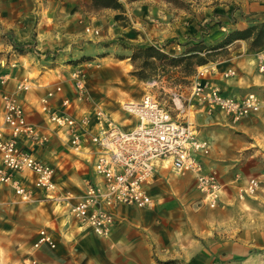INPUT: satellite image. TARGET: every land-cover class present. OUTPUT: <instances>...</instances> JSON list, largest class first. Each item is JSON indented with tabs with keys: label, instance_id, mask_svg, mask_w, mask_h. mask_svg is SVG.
I'll list each match as a JSON object with an SVG mask.
<instances>
[{
	"label": "built area",
	"instance_id": "built-area-1",
	"mask_svg": "<svg viewBox=\"0 0 264 264\" xmlns=\"http://www.w3.org/2000/svg\"><path fill=\"white\" fill-rule=\"evenodd\" d=\"M84 34L99 38L101 30L88 25ZM257 62L259 72L264 73V49L258 53ZM16 64L9 66L14 69ZM216 73V66L199 68L188 97L178 91L170 94L172 108L151 93L138 102L124 103L122 122L114 121L93 103L85 76L78 70L70 74L74 96L63 83L41 85L29 79L11 91L12 77L8 72L0 73V186L10 187L22 203L39 196L53 201L74 200L72 216L100 239L113 234L120 207L147 210L155 205L149 188L162 169L176 176L192 175L202 195L200 203L216 209L224 202L226 187L218 171L205 167L212 142L201 138L190 119H185L188 108L198 105L210 113L217 111L234 125L252 119L264 108V97L255 93L240 96L226 92L221 83L235 77V69L219 73L218 79L212 77ZM30 92L37 93L31 108L20 96ZM84 108L85 114L76 112ZM34 115L41 117L44 125L34 123ZM51 141L69 154L85 156L93 167V179L84 181V189L77 196L61 191L57 168L33 150L35 146L45 148ZM260 188L259 179H249L238 187L239 201L255 198ZM38 236L36 249L43 245L56 249L48 229H42Z\"/></svg>",
	"mask_w": 264,
	"mask_h": 264
},
{
	"label": "rangeland",
	"instance_id": "rangeland-1",
	"mask_svg": "<svg viewBox=\"0 0 264 264\" xmlns=\"http://www.w3.org/2000/svg\"><path fill=\"white\" fill-rule=\"evenodd\" d=\"M70 1L73 2V0H0V70L3 69V65L10 62L11 58L21 54L10 48L12 42L27 44L25 43L27 37L37 31L35 36L39 39L40 35H44L51 49L38 50L40 55L30 53V56L26 51L23 56L27 57V61H23L30 64L34 60L36 64L37 60L33 57L35 55L38 60L51 58L54 63L49 66L55 68L56 72L49 71L41 61L38 65L36 64L34 72L37 71L38 74L46 70L68 77L75 71L67 69L70 65L77 67L81 65L77 70L85 76L93 103H97L110 117H120L119 122L125 118L121 111L124 103L138 102L147 93H151L162 104L172 108L170 94L178 91L184 97H188L191 93L192 79L199 68L209 66L210 70L217 65L220 70H225L230 66L226 60L233 50L234 43L246 42L250 50L247 54L261 49L252 50L250 42L244 40L221 45L232 32L257 25L250 24L253 21H261L260 17L249 20L252 14L250 15L248 7L264 0H156L155 5L159 10L154 8L150 11V15L153 16L152 20L158 22L152 23L149 19L150 28L165 30L163 24H165L164 28L168 27L167 24L171 28L174 24H178L177 28H184L185 33H191L189 34L191 37L183 40V44L187 47L185 51L199 45L202 41L210 49H216L199 53L198 58L191 59L190 64L185 63L178 68L163 67L161 62H155V68L148 67L145 71V80H140L133 74L142 70L143 58L134 59L133 57L137 49L147 48L150 43L137 44L133 42L135 38L130 32L128 36L117 34L108 23L105 26L101 25V37L83 40L85 23L82 21L83 18H80L78 21L80 26H73L76 20L73 22V19L68 16L69 9L73 7L70 6ZM145 1L155 0H119L122 5L126 2L135 4L129 9V13L124 6L123 11L117 12L126 13L127 22L133 27V21L137 22V16L133 12L139 8L136 5ZM135 13L144 16L148 14V11L137 9ZM143 21L145 23L148 19ZM192 24L198 27V39L193 36L191 30H188ZM124 26L127 27V24L124 23ZM141 29L135 28L133 32L142 34L143 39L146 40ZM38 39L34 37L30 43L39 48ZM166 41H162L161 44L164 46ZM160 45L157 46L163 50ZM237 45L240 47L242 44ZM241 54L242 52H237L233 55L234 65L240 69L239 71L246 66L255 65V57L250 62L246 60L244 63L240 58ZM105 58L107 59L103 60ZM199 59H205L207 64L198 66ZM186 65L188 67H185ZM235 67L228 69L233 68L237 71ZM37 74H33L32 77ZM188 111L185 119H190L201 137L211 139L213 153L207 163L210 168L218 171L222 182L228 183L234 178L240 182L243 181V177L258 178L261 181L258 195L261 194L264 190V179L261 177L264 173L262 136L255 132L254 134L238 132L228 125L230 123L228 120L220 118L221 115L217 111L211 113L208 109L200 111V106L188 108ZM97 131L95 129L93 133L97 134ZM250 155L254 157L248 160ZM68 174L69 172L66 173ZM164 174L167 175L168 181L165 183L168 182V184L164 185L162 194L166 197L170 196L171 190H174L176 194L169 197L173 201L169 211H160L164 214L159 213L156 222L160 223V228L170 229L172 237L192 240L211 235L217 229L231 233L233 236L241 234L243 228L245 231L251 230L256 235L264 234V202L258 199L250 200V202L254 201L252 210L244 204H228L225 201L216 209H211L199 203L202 195L194 189V182L189 176L178 177L169 171ZM166 202L163 201L160 205ZM258 203L263 206H255ZM199 207L201 209L198 210ZM54 209L57 208L54 207ZM32 210L31 206L26 207L27 220L24 224L26 244L22 249L26 259L30 257V248L40 230L46 226L53 227V222L60 221L63 226L67 223L63 218L59 219L58 212H54L51 205H41ZM70 226V234L64 235V238L73 242L79 239L80 235L77 234L78 225L75 221H72ZM26 264L32 263L27 261Z\"/></svg>",
	"mask_w": 264,
	"mask_h": 264
},
{
	"label": "crops",
	"instance_id": "crops-1",
	"mask_svg": "<svg viewBox=\"0 0 264 264\" xmlns=\"http://www.w3.org/2000/svg\"><path fill=\"white\" fill-rule=\"evenodd\" d=\"M155 2L156 0L153 2L145 1L141 4L137 3L139 5L136 6H139V8H136L133 12V14L137 16V22L135 20L133 21V27L127 22L126 13H119L112 9L95 8L92 0L70 1L69 4L73 7L69 9L68 16L73 19V22L76 20L75 24H73L75 27L80 26L78 22L80 18H83L82 21L85 23V27L91 25L100 29L102 28L101 25L105 26V24L108 23L117 34L128 36V34L131 33L133 38H135L133 42L137 44L144 42L150 43V46L154 45L157 47L162 41L167 40L164 46L162 44L160 45L163 47L162 51L173 57L180 56L187 48L183 44V40L184 38L191 37L189 35L191 33H185L186 31L184 28H177L176 26L178 24H174L172 28L169 27V24H167V28H164L165 24H163L162 26L165 30L161 28H154L153 30L150 28V22H158L152 20L153 16L150 15V11L154 8L159 10ZM134 4L135 3L129 4L126 2L123 6L129 13V9L133 7ZM137 9L148 11V14L142 16L139 13H135ZM248 9L250 15L252 14L249 20L259 17L261 20L249 22L250 24L264 22V2L259 1L258 3H254L250 5ZM163 16L165 17L166 15ZM144 19H148V21L144 23ZM149 19H151L150 22ZM124 23L127 24V27L124 26ZM135 28H142L141 32H143L146 40L143 39L142 34L133 32ZM188 30H191L196 39L199 38V36H197L198 27H196V25L194 26L192 24L189 26ZM35 32L37 33V31ZM35 32L27 37L25 43H30L32 41ZM35 38L38 39V36H35ZM89 38L91 39L88 35L83 36V40L85 41ZM139 38L140 40H138ZM46 43L45 49L50 50V43L48 41ZM239 43L242 44L240 47L237 45ZM232 47L233 50L226 60V62H229L230 66L225 68V70L233 66L235 67L233 55L237 52H242L240 58L244 63H246V60L250 62L252 58L255 57L256 63H254L257 65L256 67L255 65L250 67L246 66L242 68V71H239L240 69L235 67L238 69L237 75L229 80L223 81L221 83L222 86L226 92L231 94L244 96L248 93H255L260 97H264V73H260L258 70V51L247 54V52L250 51L249 46L243 41L234 43ZM10 48L12 49L13 46ZM36 49L41 50L40 47H36ZM36 54L40 55L38 53ZM27 55L30 56V52H28ZM33 57L37 60V65L43 62L44 66L48 67L49 71H54L55 68L53 69L50 67L54 63L51 58L38 60L36 55ZM26 59L27 57H24L23 54H19V56L15 55L14 58H11L10 62H7V65L5 64L2 66L3 69L0 70V73L8 72L12 77L9 90L15 91L20 81L29 79L33 83L41 85L51 86L53 84L63 83L66 89L74 96L70 76L68 77L61 73H50L42 69L43 73L41 71V73L37 74V71H35L36 73L34 72L36 66L34 60L30 64H26L23 61H27ZM13 62L17 63L16 68L11 69L9 64ZM216 67L218 73L212 77L218 79V74L225 70H220L217 65ZM33 74L37 75L32 77ZM20 96L22 101L26 103V106L30 105V108L35 106L37 99L36 92L21 94ZM203 110L204 109L200 107V111ZM76 112L78 114H85V108L78 109ZM220 118H223V116L221 115ZM1 121L2 105L0 103V123ZM32 121L39 126L44 125L42 118L37 115H34ZM228 125L242 134H254V132L259 134L262 136V142L264 143V108L259 115L250 120H244L236 125L230 123ZM209 140L211 141V139ZM33 150L38 157L52 163L57 168V182L59 183L61 191H71L77 196L84 189V181L93 179L94 177L93 167L84 160L86 159L85 156L77 157L69 154L64 147H61L54 141H51L45 148L35 146ZM212 153L213 147L211 155ZM253 157V155H250L248 160ZM207 161L208 160H206V169H213L208 166ZM166 171L172 173L169 169L160 170L158 179L149 188L155 200V205L147 210H139L134 207H120L117 211V227L108 239L96 237L87 225L80 223L72 216L71 205L74 202L53 201L39 196L37 200L34 199L31 202L22 203L10 187L1 185L0 264H26L27 261L32 264H264V234L262 236L257 234V236L251 230L245 231L243 228L241 234L232 236L231 233L218 231L217 229V231H214L211 235L187 240L175 236L172 237L170 229L168 230L167 227L164 229L160 228V223L156 222V218L159 216L160 211H169L171 207L170 204L173 202L169 197L176 194L174 190H171L172 195L170 196L166 197L162 194L164 192V185L168 184V182L165 183L168 181L167 175L164 174ZM67 172H69L68 175H66ZM188 176L194 182V189L197 191L196 183L192 175L178 177ZM261 177L264 179V173ZM251 178L254 177H243V181L241 182L235 178L228 183L222 182L226 187V194L224 196L225 203L244 204L248 209L252 210L254 201L250 202V200L258 199L264 202V190L253 199L239 201L237 193L238 187L246 184ZM186 181L188 180L186 179ZM173 192L175 194H173ZM163 201L167 202L160 205ZM56 204H59L60 207L56 206ZM41 205H51L54 212H58L59 219L63 218L67 223L63 226L60 224V221H57V223L53 222V227L46 226L43 228L48 229L53 234L57 243L56 249H51L48 245H43L39 249L34 247L39 239L38 234L40 230L31 247L32 249L30 248V257L26 259L25 255L22 253V249L25 248L26 244L24 225L27 220L26 207L31 206L33 208L32 211H34V208ZM255 206L262 207L263 204L258 203ZM54 207L57 209L55 210ZM199 209H201V207H199L198 210ZM163 212L160 214L163 215ZM72 221H75L78 225L77 234L80 236L79 239L69 242L64 238V235L70 234V224ZM1 252H3V254H1Z\"/></svg>",
	"mask_w": 264,
	"mask_h": 264
},
{
	"label": "trees",
	"instance_id": "trees-1",
	"mask_svg": "<svg viewBox=\"0 0 264 264\" xmlns=\"http://www.w3.org/2000/svg\"><path fill=\"white\" fill-rule=\"evenodd\" d=\"M95 8L100 9H112L115 11H123L124 7L119 0H92ZM35 37V35H34ZM33 37V38H34ZM237 40H244L250 42V47L252 50L260 49L264 47V22L261 24L253 25L247 29L241 31L232 32L229 37L222 43L221 46L227 45ZM199 45L193 46L186 50L181 56L173 57L169 54L164 53L159 47L149 46L147 48H139L135 51L134 59L143 58L142 70L140 72H135L133 75L140 80H145V71L148 67L155 68V62H161L163 67H174L178 68L182 65L190 64L191 59L198 58L199 53H204L211 51L206 45H204L203 41L199 42ZM13 49L17 53L24 54L26 51L30 53H39L36 49V46L31 43L27 44H18L16 42H12ZM207 62L205 59H199L197 61L198 66L206 65ZM185 67H188L186 65Z\"/></svg>",
	"mask_w": 264,
	"mask_h": 264
},
{
	"label": "bare ground",
	"instance_id": "bare-ground-1",
	"mask_svg": "<svg viewBox=\"0 0 264 264\" xmlns=\"http://www.w3.org/2000/svg\"><path fill=\"white\" fill-rule=\"evenodd\" d=\"M47 41H46V37L44 36V35H40V37H39V47H40V49L41 50H45V48H46V45H47V43H46ZM262 49H264V48H261L259 51H258V53L262 50ZM107 58H105V59H103V60H106ZM81 66V65H80ZM80 66H67L68 68V70H77L78 68H80ZM207 67V69H209V66H206ZM211 69V68H210ZM132 102V101H131ZM114 121H119V117H114V118H112ZM173 194H175L174 192H173ZM56 206H58V207H60V205L59 204H56Z\"/></svg>",
	"mask_w": 264,
	"mask_h": 264
}]
</instances>
